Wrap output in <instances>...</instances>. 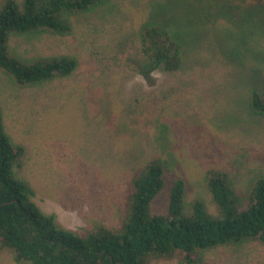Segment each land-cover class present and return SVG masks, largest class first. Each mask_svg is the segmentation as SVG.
I'll list each match as a JSON object with an SVG mask.
<instances>
[{"label":"rangeland","instance_id":"374dc122","mask_svg":"<svg viewBox=\"0 0 264 264\" xmlns=\"http://www.w3.org/2000/svg\"><path fill=\"white\" fill-rule=\"evenodd\" d=\"M232 2L110 0L74 14L67 34H12L10 48L22 58L79 59L70 76L25 87L0 70L6 130L28 150L17 171L43 210L79 232L119 228L133 176L158 157L169 170L152 204L157 213L175 177L187 180L188 202L200 197L217 213L210 169L229 170L241 192L264 176V116L249 104L252 89L264 91V7ZM146 24H168L184 60L177 71L155 70L152 84L140 73L149 61L140 45ZM0 264L19 263L0 248ZM152 264L186 262L177 255ZM199 264H264V243L218 246Z\"/></svg>","mask_w":264,"mask_h":264},{"label":"trees","instance_id":"16d2710c","mask_svg":"<svg viewBox=\"0 0 264 264\" xmlns=\"http://www.w3.org/2000/svg\"><path fill=\"white\" fill-rule=\"evenodd\" d=\"M110 0H3L0 3V70L19 87L68 77L79 66L71 54L22 58L10 48L12 34H67L72 16ZM228 3L240 0H223ZM264 7V0H250ZM231 5V6H232ZM142 53L148 64L140 73L149 84L163 67L183 65L182 42L168 24H146L141 31ZM250 107L264 116V91L252 89ZM28 150L14 143L0 104V248L10 250L19 264H152L177 255L186 264H199L205 252L252 240L264 243V176L245 192L238 191L226 168L210 169L206 184L217 213L200 197L187 201V180H172L165 212L153 211L156 196L167 183L168 162L148 161L131 181L119 228L98 224L79 232L64 226L54 212L35 201L36 189L18 174Z\"/></svg>","mask_w":264,"mask_h":264}]
</instances>
